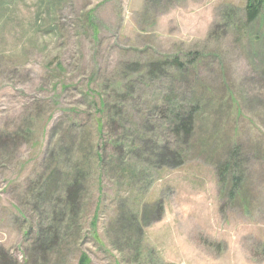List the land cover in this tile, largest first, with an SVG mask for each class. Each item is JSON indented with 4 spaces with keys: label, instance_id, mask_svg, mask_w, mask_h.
Instances as JSON below:
<instances>
[{
    "label": "rangeland",
    "instance_id": "374dc122",
    "mask_svg": "<svg viewBox=\"0 0 264 264\" xmlns=\"http://www.w3.org/2000/svg\"><path fill=\"white\" fill-rule=\"evenodd\" d=\"M246 3L0 0V264H264V20ZM173 109L197 110L191 138Z\"/></svg>",
    "mask_w": 264,
    "mask_h": 264
},
{
    "label": "trees",
    "instance_id": "16d2710c",
    "mask_svg": "<svg viewBox=\"0 0 264 264\" xmlns=\"http://www.w3.org/2000/svg\"><path fill=\"white\" fill-rule=\"evenodd\" d=\"M246 16H247V21L248 22H256L257 20H261V16L262 19L264 20V0H247L246 3ZM176 65L178 67L179 70H183V62L180 61V59L178 57L172 59L169 61V59H165L163 61H161L160 63L157 64V66L153 67L152 69H150V72H153L155 69H162L161 65H163L164 67L166 65ZM136 68V66L134 67ZM128 76V74H126V77ZM102 104H104V106H106L105 102L102 101ZM197 112L196 109H191L190 112H185L183 113L181 110L178 109H173V111H171V121H172V129L174 131V133H176V135H184V137L186 138H191V136L193 135V131H194V125H195V113ZM164 152L160 154L161 157H169V155L171 156H176L181 158V153H176L173 151H170L167 147H163ZM167 151L169 152V155L167 154ZM80 158V157H79ZM163 161H160L159 164L167 161L165 159H162ZM175 164H182V161H178L177 160H172ZM158 164V165H159ZM237 169V166L229 162H226L224 164L223 167H219V174H220V178L225 181V178H223L225 176L226 173H228L229 171H235ZM58 171L60 172L61 170L58 168ZM236 172V171H235ZM71 173L70 168L68 167V172H66V177L64 179L65 181V191L64 194L66 195V197L68 198V200L70 201V206L69 209L72 213L75 214V208L77 203L79 202V192H80V186H81V181L79 180L77 176V174L75 176H73L72 178H70V180L68 181L69 175ZM238 174H236L235 178L237 180V182L241 179V174H239V172H236ZM57 178L51 177L50 179L47 180L46 185L49 187L56 185L57 183ZM134 220V219H133ZM45 242L40 244L39 246V250L40 251H47L49 250V247L45 245ZM89 263V259L87 257L86 254H82L80 259H79V263L78 264H88Z\"/></svg>",
    "mask_w": 264,
    "mask_h": 264
}]
</instances>
